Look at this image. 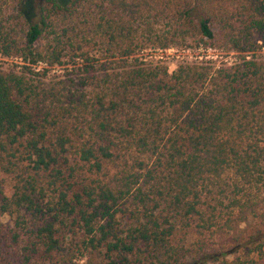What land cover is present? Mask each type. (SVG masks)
Instances as JSON below:
<instances>
[{
  "label": "trees",
  "instance_id": "1",
  "mask_svg": "<svg viewBox=\"0 0 264 264\" xmlns=\"http://www.w3.org/2000/svg\"><path fill=\"white\" fill-rule=\"evenodd\" d=\"M262 49L264 0H0V264H260Z\"/></svg>",
  "mask_w": 264,
  "mask_h": 264
},
{
  "label": "rangeland",
  "instance_id": "2",
  "mask_svg": "<svg viewBox=\"0 0 264 264\" xmlns=\"http://www.w3.org/2000/svg\"><path fill=\"white\" fill-rule=\"evenodd\" d=\"M213 30H216L215 25L213 24ZM150 57H153L154 59L158 60L160 59L163 61L169 68V71L172 72L175 70L176 66L181 63L184 59H187L188 61H215L218 65L219 63H226L231 64L233 63L237 58L238 55L236 53H233L231 51H227L225 49H208L205 50L203 48H200L198 50H190V51H181L178 49H170L166 51H148L147 52ZM262 55L264 57V49L258 54ZM15 61L11 60H2L0 59V67L6 71L12 68L13 65H15ZM1 221H7L8 218L3 216L0 217ZM260 264H264V259L260 261Z\"/></svg>",
  "mask_w": 264,
  "mask_h": 264
}]
</instances>
